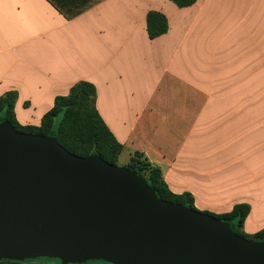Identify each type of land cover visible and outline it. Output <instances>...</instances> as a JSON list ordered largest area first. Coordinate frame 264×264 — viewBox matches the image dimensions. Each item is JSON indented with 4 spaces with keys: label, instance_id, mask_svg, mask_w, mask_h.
I'll list each match as a JSON object with an SVG mask.
<instances>
[{
    "label": "crops",
    "instance_id": "0c3cea01",
    "mask_svg": "<svg viewBox=\"0 0 264 264\" xmlns=\"http://www.w3.org/2000/svg\"><path fill=\"white\" fill-rule=\"evenodd\" d=\"M151 11L168 23L153 39ZM79 82L118 161L140 153L197 209L247 204L244 232L264 229V0H0V97L17 94L18 123L40 126Z\"/></svg>",
    "mask_w": 264,
    "mask_h": 264
},
{
    "label": "water",
    "instance_id": "95a60500",
    "mask_svg": "<svg viewBox=\"0 0 264 264\" xmlns=\"http://www.w3.org/2000/svg\"><path fill=\"white\" fill-rule=\"evenodd\" d=\"M264 264V241L159 198L148 181L0 123V261Z\"/></svg>",
    "mask_w": 264,
    "mask_h": 264
},
{
    "label": "trees",
    "instance_id": "16d2710c",
    "mask_svg": "<svg viewBox=\"0 0 264 264\" xmlns=\"http://www.w3.org/2000/svg\"><path fill=\"white\" fill-rule=\"evenodd\" d=\"M177 7L192 6L197 0H170ZM168 23L164 15L151 11L147 14V31L150 38L165 34ZM17 94L7 93L0 97V123L8 121L15 129L23 133L41 136H55L59 144L70 153L79 157L100 156L106 162L117 165L123 145L111 133L96 109V88L88 82L75 84L68 95L58 96L53 108L47 112L40 126H22L15 117ZM58 121V122H57ZM130 171L145 178L155 189L160 199L197 210L195 200L189 193H173L163 178L160 168L153 166L142 154H135L125 165ZM251 208L247 204H237L229 212L221 215L209 214L216 219L231 224L235 233L249 241H264V229L254 234L243 230ZM0 261V264H24L30 262ZM60 263V262H59ZM86 264H107L101 261H89Z\"/></svg>",
    "mask_w": 264,
    "mask_h": 264
},
{
    "label": "rangeland",
    "instance_id": "374dc122",
    "mask_svg": "<svg viewBox=\"0 0 264 264\" xmlns=\"http://www.w3.org/2000/svg\"><path fill=\"white\" fill-rule=\"evenodd\" d=\"M58 122V121H57ZM117 165L121 168H124L125 167V163L123 161H118ZM197 209V208H196ZM198 211L202 212L201 210L197 209ZM45 261V262H48V263H55V264H59V260L57 259H49V258H40V259H36V260H31V261ZM87 263V262H86ZM86 263H83V264H86ZM61 264V262H60Z\"/></svg>",
    "mask_w": 264,
    "mask_h": 264
}]
</instances>
